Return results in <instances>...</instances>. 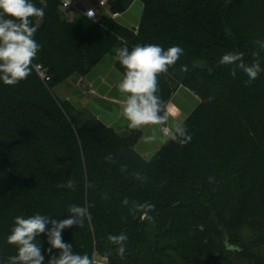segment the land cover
Instances as JSON below:
<instances>
[{
    "label": "trees",
    "instance_id": "1",
    "mask_svg": "<svg viewBox=\"0 0 264 264\" xmlns=\"http://www.w3.org/2000/svg\"><path fill=\"white\" fill-rule=\"evenodd\" d=\"M32 2L45 15L31 74L15 86L0 81V262L17 253L7 243L16 216L59 221L77 205L91 220L62 238L93 261L264 264V71L248 83L236 65L218 66L224 54L240 52L245 64L264 69L257 43H264V0H111L110 15L142 7L137 31L105 14L99 23L69 19L59 0ZM138 44L184 50L158 77L164 107L179 89L199 99L182 123L191 141L168 139L148 157L138 148L140 130L118 132L93 107L60 95L66 82ZM143 203L155 205L152 220L134 210ZM120 233L128 237L123 256L108 240ZM39 242L47 264L59 252H47L46 235Z\"/></svg>",
    "mask_w": 264,
    "mask_h": 264
},
{
    "label": "clouds",
    "instance_id": "2",
    "mask_svg": "<svg viewBox=\"0 0 264 264\" xmlns=\"http://www.w3.org/2000/svg\"><path fill=\"white\" fill-rule=\"evenodd\" d=\"M44 15V9L37 7L32 0H0V81L5 85L15 86L31 74L32 62L41 48L34 36ZM86 15L92 18L95 12L89 9ZM257 43L264 47V43ZM183 51L179 46H171L165 50L158 44H138L131 50L125 46L117 51L114 59L125 70L118 89L122 94H127L122 104V115L129 128L138 130L147 125H166L168 113L157 95L158 77L176 64ZM243 55L240 52L226 53L219 58L218 66L236 65L247 75L250 83L264 69L258 62L245 64ZM182 70L187 71V67L184 66ZM164 132L169 140L180 145H185L192 139L186 127L179 122L171 129L165 128ZM144 140L152 143L157 140V136L146 135ZM137 178H140L139 175ZM123 203L127 205L128 200L125 199ZM154 208L155 205L151 203L134 205V210L143 213L142 218L148 220L153 219L149 213ZM68 214L69 218L59 221L41 214L27 218L23 215L16 216L14 226L7 236V243L15 246L17 253L9 257L8 264H44L41 244L37 243L41 234L46 235L50 245L47 252L51 253L53 249L59 252L58 255H51L47 264H94L88 254L75 253L72 246L62 238L64 229L82 227L85 219L91 220L89 208L70 205ZM127 239L124 233L108 236V240L118 246L117 253L120 256L125 253Z\"/></svg>",
    "mask_w": 264,
    "mask_h": 264
},
{
    "label": "crops",
    "instance_id": "3",
    "mask_svg": "<svg viewBox=\"0 0 264 264\" xmlns=\"http://www.w3.org/2000/svg\"><path fill=\"white\" fill-rule=\"evenodd\" d=\"M96 1L97 0H92L93 4L96 3ZM141 9L142 7L138 3H135L126 15H119L115 20L130 29H137ZM101 12L104 13L102 10ZM78 15L80 14H76L75 17ZM113 59V57H108L104 63L99 65L89 76L80 78L79 80L91 83L95 88L96 97H91V99L88 97V101L84 103L85 107H93L97 110L99 117L104 123L109 127H114L118 132H124L126 128H129L127 120L122 115V104L127 94H122L118 89V84L123 77L115 70ZM76 82L77 80L66 82L62 88L68 87L72 90V93L76 97H79L81 103L74 99L70 101L80 103L83 106V98L80 96L82 91L80 87H75L74 83ZM61 93H63V89H61ZM198 102L199 99L192 92L186 89H179L166 104L165 110L168 113L166 125H147L138 129L142 132V138L138 143V148H140V151L145 157L151 156L160 150L167 142L168 138L163 134L162 128L167 127L171 129L176 123H183L195 109ZM152 134L157 136V140L152 143L146 142L144 137Z\"/></svg>",
    "mask_w": 264,
    "mask_h": 264
},
{
    "label": "built area",
    "instance_id": "4",
    "mask_svg": "<svg viewBox=\"0 0 264 264\" xmlns=\"http://www.w3.org/2000/svg\"><path fill=\"white\" fill-rule=\"evenodd\" d=\"M110 1L111 0H97L96 3L93 4L92 0H59L61 10L67 14L69 19H73L76 14H80L87 21H90L92 23H99L103 17V14L110 15L109 12L107 11V6ZM89 9L95 12L94 17L92 18H89L86 15ZM101 10L104 11V13L101 12ZM110 16L112 19H116L119 15L114 14ZM132 30L137 31V29L134 28ZM36 71L38 75L41 77V79L48 80L46 75L39 68L36 67ZM165 128L167 127L162 128V132L164 135H165L164 132ZM94 264H98V263L94 261Z\"/></svg>",
    "mask_w": 264,
    "mask_h": 264
},
{
    "label": "rangeland",
    "instance_id": "5",
    "mask_svg": "<svg viewBox=\"0 0 264 264\" xmlns=\"http://www.w3.org/2000/svg\"><path fill=\"white\" fill-rule=\"evenodd\" d=\"M79 79H77V82L74 83V84H75V87H80L81 88L82 94L80 96L83 99L81 97L80 98L82 99V104L85 107L84 103L86 101H88V97H89V99H91V97H96L95 88H94L93 84L87 83L86 81H84V80L82 81V80H79ZM62 89H63V93H61V91H60V95H61V97H63V99H66L68 101L74 99L75 101H78V102L81 103V100L79 99V97H76L72 93V90H70L68 87H64ZM164 108H166V106ZM94 261H96L98 264H110V262L107 259L99 257V256H95L94 257Z\"/></svg>",
    "mask_w": 264,
    "mask_h": 264
},
{
    "label": "water",
    "instance_id": "6",
    "mask_svg": "<svg viewBox=\"0 0 264 264\" xmlns=\"http://www.w3.org/2000/svg\"><path fill=\"white\" fill-rule=\"evenodd\" d=\"M100 124H101L102 126H105V124H104V123H102V122H101ZM0 264H4V263H1V262H0Z\"/></svg>",
    "mask_w": 264,
    "mask_h": 264
}]
</instances>
